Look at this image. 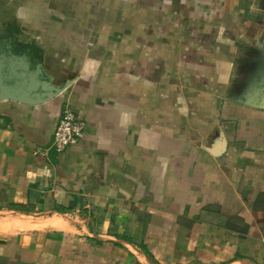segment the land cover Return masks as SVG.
Here are the masks:
<instances>
[{
	"label": "crops",
	"instance_id": "crops-1",
	"mask_svg": "<svg viewBox=\"0 0 264 264\" xmlns=\"http://www.w3.org/2000/svg\"><path fill=\"white\" fill-rule=\"evenodd\" d=\"M220 2L0 0V264H264V79Z\"/></svg>",
	"mask_w": 264,
	"mask_h": 264
},
{
	"label": "rangeland",
	"instance_id": "rangeland-1",
	"mask_svg": "<svg viewBox=\"0 0 264 264\" xmlns=\"http://www.w3.org/2000/svg\"><path fill=\"white\" fill-rule=\"evenodd\" d=\"M217 10L221 12L224 34L233 41V54H237L236 63L243 66V83L239 92L244 94V81L251 80V83H260L258 85L261 86L260 81L264 79V0H221ZM11 27L12 25H1L0 57L9 47L17 52L27 46L25 42L4 38ZM246 66L251 71L247 79Z\"/></svg>",
	"mask_w": 264,
	"mask_h": 264
},
{
	"label": "built area",
	"instance_id": "built-area-1",
	"mask_svg": "<svg viewBox=\"0 0 264 264\" xmlns=\"http://www.w3.org/2000/svg\"><path fill=\"white\" fill-rule=\"evenodd\" d=\"M83 127V119L65 104L60 109L49 146L47 148L38 147L36 152L44 153L48 149H52L57 153L64 151L77 141Z\"/></svg>",
	"mask_w": 264,
	"mask_h": 264
}]
</instances>
